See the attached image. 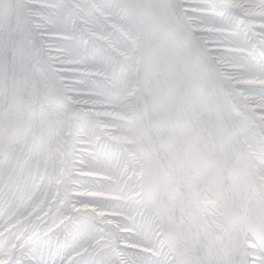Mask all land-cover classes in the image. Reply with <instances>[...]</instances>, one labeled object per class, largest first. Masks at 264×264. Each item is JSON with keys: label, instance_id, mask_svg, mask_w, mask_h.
Wrapping results in <instances>:
<instances>
[{"label": "snow or ice", "instance_id": "6c2138e0", "mask_svg": "<svg viewBox=\"0 0 264 264\" xmlns=\"http://www.w3.org/2000/svg\"><path fill=\"white\" fill-rule=\"evenodd\" d=\"M0 264H264V0H0Z\"/></svg>", "mask_w": 264, "mask_h": 264}]
</instances>
